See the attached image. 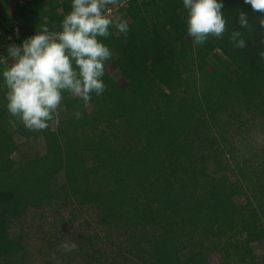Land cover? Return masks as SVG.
I'll return each instance as SVG.
<instances>
[{
  "label": "trees",
  "instance_id": "16d2710c",
  "mask_svg": "<svg viewBox=\"0 0 264 264\" xmlns=\"http://www.w3.org/2000/svg\"><path fill=\"white\" fill-rule=\"evenodd\" d=\"M71 3L0 0V72L13 62L11 44L42 24L59 31ZM108 8L130 30L124 36L113 26L104 39L113 55L105 66L106 90L92 95L91 110L65 93L59 125L53 129L50 121L45 130L30 131L8 113L0 76V264L25 258L24 235L12 234L11 224L39 209H55L62 195L61 204L72 206L71 226L82 225L77 219L84 211L104 228L81 242L73 236H81V227L71 232L82 264H211L213 254L216 264H249L252 243L264 239V202L251 210L238 205L230 177L213 171L209 157L234 121L247 127L256 117L264 123L262 14L243 0H224L228 30L195 46L182 0H117ZM239 10L252 25L245 49L229 40L239 28ZM77 110L80 119L74 118ZM15 133L42 136L45 153L15 161ZM122 137L127 144L118 147ZM61 171L65 182L55 188ZM119 223L131 234L113 240L109 227ZM140 227L152 231L141 236Z\"/></svg>",
  "mask_w": 264,
  "mask_h": 264
},
{
  "label": "clouds",
  "instance_id": "9594fccd",
  "mask_svg": "<svg viewBox=\"0 0 264 264\" xmlns=\"http://www.w3.org/2000/svg\"><path fill=\"white\" fill-rule=\"evenodd\" d=\"M116 3L117 0H72L59 31L42 24L20 44L10 45L7 53L13 62L0 72L7 89L6 109L26 129L43 131L53 120L58 126L65 93L84 103L90 102L93 94L104 93L105 66L113 55L104 39L110 36L113 26L124 36L130 30L126 20H113L106 14L105 10ZM243 3L262 14L258 23L264 32V0H243ZM182 4L187 13V36L195 46L205 44L209 37L220 38L228 30L229 21L222 11L224 0H182ZM236 19L239 28H233L229 40L235 48L245 49L246 35L252 28L249 14L239 10ZM260 44L264 45V35ZM259 56L264 60V49ZM73 115L80 119L82 113L77 110ZM10 123L15 126V121ZM77 248L72 238L60 244L66 253Z\"/></svg>",
  "mask_w": 264,
  "mask_h": 264
},
{
  "label": "rangeland",
  "instance_id": "374dc122",
  "mask_svg": "<svg viewBox=\"0 0 264 264\" xmlns=\"http://www.w3.org/2000/svg\"><path fill=\"white\" fill-rule=\"evenodd\" d=\"M115 12L111 8V11L106 14L109 16L113 15L114 18L116 16ZM21 22L22 19L17 21V23ZM215 54L221 55L222 53L217 49ZM113 75L115 78L119 76L117 72L113 73ZM86 108L87 110H91L92 105L87 103ZM63 111L64 107L62 103L59 109V119ZM244 115L242 114V116ZM242 116L240 117L241 119H243ZM55 127L56 123L53 120L51 128L54 129ZM15 140L20 145V150L12 154V158L15 161L45 153V141L40 135L33 134L30 137H25L19 133H15ZM127 140L125 137L118 140V147H123L127 144ZM220 141L222 140L220 139ZM263 155L264 123L256 117L250 118L247 127L241 126L238 121H234V127L227 133L226 141H222L219 146H216L215 150L210 152V168L220 174L226 173L230 177V184L235 192L234 199L236 203L245 206L248 210L257 207L260 200L264 202V162L259 164V159L262 158L263 160ZM64 182L65 174L61 171L54 180V187L59 188ZM64 200V196L62 195L61 199H58L60 203H57L55 209L49 207L39 209L25 216L23 220L15 221L11 224L10 231L12 234L22 233L24 235L23 243L26 248L25 258L17 263L16 261L13 262V264H82L73 252L66 253L60 249L61 242L68 240L71 232L78 230L76 229L78 226L82 230V232H79L81 236L76 237V235H72L80 242L93 231H99L104 234V228L101 230V226L93 219L94 216L84 211L77 219V222H80L82 225L74 223V226H71L67 218L72 206L70 204L63 206L61 202ZM84 218L89 220L88 224ZM62 219L67 222L61 221ZM119 224L109 227L113 240H117L118 238L124 239V235L120 236L121 232L127 235L131 234L130 229L126 230L125 227H122L123 224ZM151 231L152 229L150 228L140 227L137 229V233L141 236ZM47 240L51 243V246ZM252 248L255 257L249 264L264 263V239L253 242ZM218 260L219 257L213 254L210 262L211 264H216Z\"/></svg>",
  "mask_w": 264,
  "mask_h": 264
},
{
  "label": "built area",
  "instance_id": "2783aa9c",
  "mask_svg": "<svg viewBox=\"0 0 264 264\" xmlns=\"http://www.w3.org/2000/svg\"><path fill=\"white\" fill-rule=\"evenodd\" d=\"M111 11V8H108L105 12L108 13Z\"/></svg>",
  "mask_w": 264,
  "mask_h": 264
}]
</instances>
